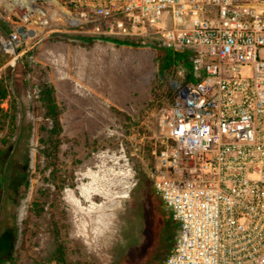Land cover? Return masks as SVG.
<instances>
[{"label":"rangeland","instance_id":"obj_1","mask_svg":"<svg viewBox=\"0 0 264 264\" xmlns=\"http://www.w3.org/2000/svg\"><path fill=\"white\" fill-rule=\"evenodd\" d=\"M4 25L0 18V80L10 94L0 107L16 115V129L1 121L0 150H12L22 120L31 132L13 167V185L25 178L28 186L9 189L15 203L0 226V264H160L172 234L147 183L155 154L170 145L161 121L172 105L152 100L156 49L49 26L12 52L2 45ZM19 60L27 72L17 96L8 75ZM186 70L181 63L175 72L184 79ZM44 83L55 89L62 129L55 160L46 154L52 122L39 98Z\"/></svg>","mask_w":264,"mask_h":264},{"label":"built area","instance_id":"obj_2","mask_svg":"<svg viewBox=\"0 0 264 264\" xmlns=\"http://www.w3.org/2000/svg\"><path fill=\"white\" fill-rule=\"evenodd\" d=\"M0 18L12 52L49 26L186 51L152 168L178 225L160 264H264V0H0Z\"/></svg>","mask_w":264,"mask_h":264},{"label":"trees","instance_id":"obj_3","mask_svg":"<svg viewBox=\"0 0 264 264\" xmlns=\"http://www.w3.org/2000/svg\"><path fill=\"white\" fill-rule=\"evenodd\" d=\"M3 28L6 32L10 31L7 23H5ZM112 42H114L116 45H133V43L127 38L114 37ZM136 42L148 43L152 46V48L156 49L155 60L158 66V80L152 93V100L154 104H156V106L158 107H161L163 105H172L174 103L175 95L179 89V86L189 81H194L192 68L189 60L187 59V52H178V55L174 56L173 53H171L167 48L163 47L161 42L159 41ZM181 63L187 69L184 79H181L175 72L176 66ZM25 68L26 65L21 60H19L16 63L15 67L10 69V73L8 75V84L10 85V87H12L13 93L17 96L20 86H22L26 82L25 76L27 71ZM9 94L10 92L7 88V85L4 84V80H0V105L2 103V100H5L9 96ZM39 98L48 114V117H50L52 122V130L48 138L46 154L51 160H55L58 152V135L61 133L62 129L59 119V109L55 101L54 87L51 84L44 83L41 87H39ZM13 108L15 109V106ZM4 119L9 120V125L11 127L10 130L14 132L16 129V115L8 113L4 114V110L0 107V124ZM30 132L31 125H26L22 120L20 133L10 144L12 145V150L9 151V148L0 150V226L1 222H4V219H7L10 208L15 203L14 197L9 196V189L12 188L13 190H15V192H20L22 188L25 189L28 186V180L25 178L21 183L17 182L15 185H13V182L16 180L13 167L15 161H17L21 155L19 143L23 139L28 140L30 137ZM9 138L11 137L9 136ZM24 161L25 163H28L29 160L27 157H24ZM153 166L154 163L152 165V168ZM147 186L152 196H158L154 189L153 181L147 183ZM23 196L24 193L21 192L20 197ZM158 206L172 234V238L168 246V250L170 251L174 248L176 242L175 237H177L178 235V225L172 219L170 211H167L163 203H159ZM58 251L61 257L64 256V249L62 246Z\"/></svg>","mask_w":264,"mask_h":264},{"label":"bare ground","instance_id":"obj_4","mask_svg":"<svg viewBox=\"0 0 264 264\" xmlns=\"http://www.w3.org/2000/svg\"><path fill=\"white\" fill-rule=\"evenodd\" d=\"M43 24H45V20L42 21ZM38 32H40V30H38ZM89 175V174H88ZM79 193L81 196H83L85 199H89V194L83 189L80 187V190H79ZM69 201L71 202V204L73 206H76L77 205V201L76 199L74 198L73 194L69 196ZM106 207V206H105ZM93 209H95L94 206H92ZM23 211H24V206L21 207L20 209V213H19V217L21 218L22 217V214H23Z\"/></svg>","mask_w":264,"mask_h":264},{"label":"water","instance_id":"obj_5","mask_svg":"<svg viewBox=\"0 0 264 264\" xmlns=\"http://www.w3.org/2000/svg\"><path fill=\"white\" fill-rule=\"evenodd\" d=\"M17 33L24 35L25 34V28L20 26L17 28ZM26 34L29 36H34L35 35V31L33 29H29L28 31H26Z\"/></svg>","mask_w":264,"mask_h":264},{"label":"crops","instance_id":"obj_6","mask_svg":"<svg viewBox=\"0 0 264 264\" xmlns=\"http://www.w3.org/2000/svg\"><path fill=\"white\" fill-rule=\"evenodd\" d=\"M116 69H118V68H116Z\"/></svg>","mask_w":264,"mask_h":264}]
</instances>
